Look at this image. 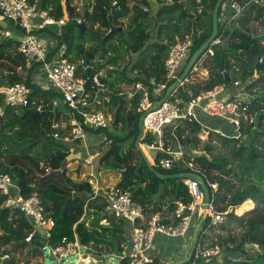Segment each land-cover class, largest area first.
<instances>
[{"label":"trees","instance_id":"obj_1","mask_svg":"<svg viewBox=\"0 0 264 264\" xmlns=\"http://www.w3.org/2000/svg\"><path fill=\"white\" fill-rule=\"evenodd\" d=\"M116 1L135 2L136 11L144 10L140 6L147 5V14L150 12L149 7L152 8L154 3L162 2V0ZM228 1L223 2L219 12L218 37L223 38V42L211 45L199 57L196 63L197 70L190 71L185 86L191 87L195 93H198L222 83L232 84L239 81L242 91L250 95V110L255 115V121L243 123L240 138L224 136L209 129V140L203 142L202 125L197 121L180 123L176 132L185 146L187 158L193 163L194 170L205 178L211 189L216 210L225 211L233 208L227 215L226 221L217 225L208 223V228L203 224L199 238L206 235L209 229H227L229 232L227 236L208 235L210 242L223 247V264H264V33L257 32L260 27L264 29V3L259 0H238L243 5L242 12L234 15V12L229 10L233 18L222 22L220 18L223 6ZM30 2L37 3L41 7L53 6L52 13L59 19L65 15L72 0H30ZM216 2L217 0H202L203 11L199 14V5L195 1L174 0L173 3L165 2L166 4L159 5L157 14H174L176 20L183 24L182 32H186L187 36L194 31L195 22L200 21L204 32L202 36H194L192 55L212 33V13ZM83 4L84 12L81 17L87 23V30L81 32L78 23L70 18L68 23L62 26L61 36H58L59 46L66 45L65 55L76 63L77 76L90 80L86 88L90 102L86 106H81V109L92 111L97 106L102 110L105 106L104 112L111 113L113 119L109 128L94 129L84 124L78 111L75 112V116L87 130L98 133L106 131V138L113 140L100 159L108 161L110 157L113 158L111 162L108 161L109 165L116 166L123 176L119 185L127 188L133 197L145 206L147 213L158 212L159 202L162 206L168 205L169 211L174 212L178 202L192 201L185 180L159 178L150 170L142 153L136 147L141 113L137 109L140 97L135 82L142 81L149 85L151 78L156 81L165 79V60L169 45L165 41L154 39L147 29L137 23L106 38L110 30L108 15L111 13L113 2L83 0ZM74 11L75 16L78 17L76 8ZM128 12V8H121V11L114 15L115 24L119 25L118 20ZM139 16L137 14V18ZM89 36L93 37L96 45L87 49ZM117 36H122L119 43L124 45L127 53H131L126 58L118 53L116 45L113 46L111 42ZM174 38V35L169 36L171 41H174ZM18 44V39L15 37L0 39V78L6 79L8 84L24 82L32 89V93L28 106L7 108L5 114L0 117V172L9 173L25 195L37 192L42 198L47 213L55 219L56 224L51 230L50 239L46 238L45 230L39 228L31 240L27 241L26 238L34 230L33 221L19 209L8 206L6 196L0 193V246L6 247L1 251L0 256L9 254V258L3 264H30L33 259H41L45 256L43 247L46 242L55 246L60 244L64 236L71 239L77 236L86 248L103 254L123 255L128 245L124 220L106 210L107 201L102 206L97 205L99 195L87 202L80 198L79 192L92 191L89 180L85 181L81 175H78L79 173L72 170L74 181L72 177L66 176V168L61 169L64 159L69 163L77 158L62 150L30 154L31 149L40 142L45 144L43 146L45 148H50L52 145L65 146L63 140L73 129L72 114L57 89L52 86H40L32 80L31 72L39 64L34 63L28 67L18 51ZM97 46L103 47L100 53L105 60L102 62H98L100 59L96 54L97 50L95 51ZM209 49L214 53L211 54ZM249 49H253L254 54L258 56L256 63L250 62L241 55L242 51ZM134 54L137 56L133 57ZM223 60L225 72L235 71V74L228 78H225L224 72L220 70ZM85 62L93 69L91 77L88 76ZM108 66L119 69L108 71ZM128 67L131 73L137 70L139 74L136 76L132 74L131 77L125 74L121 80L111 81L110 78L115 71L125 73ZM103 70H105L104 74L101 73ZM205 71H207L206 75L203 74ZM96 76L99 77L101 85L96 83ZM120 83L128 84L131 89L128 91ZM133 91L134 96L128 98V94ZM98 94L100 105L95 104L93 100ZM56 96L62 102L59 107L53 105ZM38 108H41L40 111ZM36 111H39L37 115H29ZM63 122L66 123L65 127L62 126ZM167 130L169 131L170 128L167 127ZM11 132H16L20 138L31 139L28 146L18 154L17 147L8 146L4 139V135ZM55 132L59 133L61 138L54 137ZM154 139L153 134L147 133L140 143L152 142ZM214 140L219 141L228 153L217 152L216 146L212 143ZM162 157V154H159L154 159V166L163 174L191 170L177 166L167 169L161 163ZM43 161H46L53 171L45 176L38 171ZM97 171H100V168ZM34 182H37L36 186L31 185ZM210 183H217V189H212ZM68 195L72 197L68 198ZM249 199L255 202L254 208L244 214H237L236 207ZM87 209L90 210L86 214ZM103 209L104 211L101 212ZM104 219L106 223H102ZM235 225H239L242 229L240 233L234 232ZM255 246L258 250L253 249ZM128 261V257L124 256L116 264H127ZM151 264L164 263L160 258H155Z\"/></svg>","mask_w":264,"mask_h":264},{"label":"built area","instance_id":"obj_2","mask_svg":"<svg viewBox=\"0 0 264 264\" xmlns=\"http://www.w3.org/2000/svg\"><path fill=\"white\" fill-rule=\"evenodd\" d=\"M173 1L166 0L169 4ZM193 1L199 5L198 13H202V0ZM114 2L118 3L116 0ZM224 6V11L231 10L234 15H239L243 10V5L238 0H229ZM52 12L53 6L41 7L37 3H31L30 0H0V17L11 21L23 33L18 40V51L24 57L27 66L30 67L34 63L43 65L48 84L61 93L62 100L69 106L73 118L70 140L75 142V139L83 138L86 134L84 125L75 116L76 111L81 114L84 124L94 129L109 128L113 116L103 111L81 109V106H86L90 102V96L85 87L87 79L77 76V65L65 55V44L58 48V55L55 58H50L49 43L40 32L47 26L62 27L69 21L65 17L56 18ZM74 21L79 24L84 20L82 17L75 16ZM203 32L204 29L198 20L195 22L192 34L184 39L174 41L169 38L165 39V43L169 45V52L165 60V79L156 81L151 78L149 85L142 81L135 82V88L140 97L137 109L141 114L145 113L143 137L147 133L155 136L152 142H143V148L147 151L156 150L158 155L162 154L161 163L167 169L175 166L178 168H191L187 172L198 174L199 172L194 170L193 163L188 160L185 146L176 132V128L180 123L197 121L202 125V134H209V129H211L224 136L240 138L243 123H254L255 121V115L250 110V99L245 98L244 94L241 93L242 90L239 87L241 83L239 81L232 84L222 83L211 89H204L195 93L193 89H186L187 77L164 102L152 109V106L165 95L167 88L180 76L181 70L183 71V66L191 56L194 36H202ZM12 36L11 30L0 28V38H10ZM222 42L223 38L217 37L212 45L221 44ZM209 52L214 53L212 49H209ZM193 70H197L196 65ZM138 74L137 70L133 71L134 76ZM95 81L98 85H101L98 76L95 77ZM237 87H239V91H236ZM180 88L184 89V94L179 93ZM31 93L32 89L21 81L8 84L3 90H0V117L5 114L7 108L28 106ZM128 96L132 98L134 91L129 93ZM53 105H58L57 99L53 100ZM40 109L38 108L39 111ZM199 113L222 119L228 124L230 131L222 128H210L201 121ZM167 127L170 128L169 131ZM232 128L233 133L231 132ZM53 135L60 138V134L57 132ZM67 139L69 140V138ZM112 142L111 138H105V147L111 145ZM85 161L91 164L92 158H87ZM124 170L125 168H123ZM92 177H95L94 174H92ZM184 180L188 192L192 196V201L188 203L178 202L172 214L174 221L167 222L165 221L167 218L159 211L147 213L145 206L135 199L127 188L119 184L105 188L101 184L99 185L90 180L91 192H94L96 196L103 193L107 197L106 210L117 218L130 222L132 233L130 242L128 241L127 245H130V251H125L123 255L118 256H114L112 253L104 254L102 257L96 256L87 253L86 246L82 244L77 236L73 239L64 236L60 244L55 246L46 242L43 249L50 252L54 260L53 264H112L110 261L112 258L116 257L117 261H120L124 256L129 259L127 264H151L154 260L151 253L155 249L156 235L186 237L189 233L193 235V228L195 227L198 231V239L192 246V254L183 264H200V262L211 264L212 260H217L219 264H223V247L217 243L207 245L199 236L204 221L208 219L209 225L220 224L226 221L227 215L233 208H228L225 211L216 210L213 203V193L211 192V202L208 209H205L204 192L199 182L195 179ZM210 185L212 189H217V183H210ZM0 193L6 196L8 206L19 209L33 221L34 230L26 238L27 241L31 240L39 228L44 229L46 238L50 239L51 230L56 222L47 213L42 198L37 192L25 195L22 193L19 184L9 173L0 172ZM204 212H206V216L200 224L199 220L202 219ZM106 222V219L102 221V223ZM198 223L199 225H197ZM0 258L1 264H3L9 258V254H4ZM42 259H40V264H46L42 262Z\"/></svg>","mask_w":264,"mask_h":264},{"label":"crops","instance_id":"obj_3","mask_svg":"<svg viewBox=\"0 0 264 264\" xmlns=\"http://www.w3.org/2000/svg\"><path fill=\"white\" fill-rule=\"evenodd\" d=\"M154 1H156V0H154ZM159 5L161 6L160 3H158V4L154 3L152 5L153 6L152 8L149 7L150 12L153 10L155 15H156V16L153 15L154 19H155L153 28H152L151 23H149V24H147L145 26L142 25V27L147 29L150 32V34L152 36H154V39H156V40L164 41L165 39L169 38L170 35H174L175 36V38H174L175 40L176 39H182L185 36H187L186 32H182V31H184L183 30L184 29L183 28V24L179 23L176 20L177 18L175 17L174 14H170V13L169 14H163V15L157 14V9H158ZM71 7L73 9L76 8V6H73V5ZM140 7L143 8L144 10H147V12H148L147 5H144V6L141 5ZM223 8H225V6H223ZM144 10H142V11H144ZM76 11H77V8H76ZM150 12H149V14H150ZM143 14H147V13H143ZM63 17L68 18V20H69L68 10H67V12L65 13V15ZM231 18H233V16L230 13V11L229 10H225L224 11V9H223L220 21H222V22H224L226 20L228 21ZM168 21H169V23H167ZM0 23H1L0 28L9 29V30L12 31V35L13 36L11 38L15 37V38H17L19 40V37L23 33L18 27H16L11 21H9L8 19H5L4 17H0ZM40 34L49 43V47H50V50H51L50 58H55V56L58 55V48H60V46H59V37L62 34V27H60V26H47L44 30H42L40 32ZM136 56L137 55L135 54L134 57H136ZM34 69L39 70V75L43 78V80L45 82V85H43V82H42V86L43 87H49L50 85L48 84L47 78L45 76L46 71H45L43 65L39 64V65L35 66L33 68V70ZM107 69H108V71H110L112 69L113 70L114 69H119V67L108 66ZM206 72L207 71H205V75L207 74ZM132 74H133V71H132V73L130 71V73L126 74V75L128 77H131ZM121 84H122L121 86L124 87L125 89H127L128 91L131 89V86H128V84H126V83H121ZM7 85H8V81L6 79L0 78V90H3ZM236 91H239V87H237ZM56 98H57V96H56ZM128 98H130V97L128 96ZM57 101H58V107L61 106L62 102H61L60 98L59 99L57 98ZM95 104H97V105L101 104V100L99 99V94L96 96ZM98 108L99 107L96 106V108H94V110L97 109V111H103V112L105 110V106H104V108L102 110H100ZM65 112H67V111H65ZM112 119H113V117H112ZM65 125H66V123L63 122L62 126L65 127ZM85 133H86L85 136L83 138H81L82 141H81L80 144L72 142L70 140L71 134L68 137H65L63 142L68 144L69 147H71L73 149V151H72V153H70V155L71 156H75L77 158V160L73 161L76 164V168L74 170L77 172L78 166L80 164L82 165L78 175H81L82 178L84 177V175H85L84 174V165L85 164L88 165V166L94 165V167H91V170L88 171V173H87L88 175L87 176L89 178H91L92 174H94L95 177H92V178H95L97 180V184H99V185L101 184L102 185L101 181H104V180L103 179H98L96 174L99 173L102 170V166L99 163V161L102 163V161L100 160V157L104 155V151L108 147V146L105 147V144H104V139L106 138V135L102 138V137H100V133L89 131V130H87V128H85ZM60 138H61V136H60ZM67 138H69V140ZM87 158H92V163L91 164L86 163L85 160ZM78 159L83 160V162L80 161V163H78ZM109 159L110 160H108V161H110V162L113 160L112 157H110ZM150 159L153 162L152 158H150ZM108 161L107 160H103L104 163H108ZM69 163L67 165L71 166V162H69ZM96 163H97V165H95ZM98 168H100V171H97ZM122 179H123L122 172H120V180L116 184H119ZM84 180L86 181V179H84ZM116 184L111 183L109 185L107 184L106 186L104 185V187L108 188V187H110L112 185H116ZM161 213H162V215L165 218L169 219L170 221H174V218L172 216L173 212L169 211L168 205H163L162 206ZM124 230H125L126 237H127L128 241L130 242V236H131V233H132V228H131L130 222H128L126 220H124ZM178 238L179 237H171V236H165V235H156L155 242H154L155 249L151 253L153 259L160 258L161 262H163L164 264H169V263H172V262H174V261H176L178 259H181L184 256L186 250L188 249V247H189V245H190V243L192 241L193 235L191 233L187 234V236H186V239H185L186 242L184 244V248L182 247L183 241H181V243L176 248L174 247V251L176 253H173V256L171 258H166L168 256H171V254L169 252L163 253L164 251H166L168 249H172L173 250V246H169L167 242H169L170 240H176ZM181 248H182V250L179 252L178 250L181 249ZM125 251H127V252L130 251V245L127 246ZM112 254H114V253H112Z\"/></svg>","mask_w":264,"mask_h":264},{"label":"rangeland","instance_id":"obj_4","mask_svg":"<svg viewBox=\"0 0 264 264\" xmlns=\"http://www.w3.org/2000/svg\"><path fill=\"white\" fill-rule=\"evenodd\" d=\"M111 1L113 2V4L116 3V2H114L115 0H111ZM165 2H166V0H162V2L160 4L161 5H163V3L166 4ZM71 4L73 6H76L77 13H78L79 17H81L82 13L84 12L83 0H72L70 5ZM117 4H118L119 9L128 8V10H129V12H128V14L126 16H123V17H121L118 20V24L119 25H117V26H122L123 27L122 30L126 29L130 25H132V24L134 25L136 23L140 24L141 26L142 25L145 26V25L151 23L152 28H153L154 21H155L154 16H156L153 10L150 12V14L149 13L148 14H143L142 10L136 11V8H135L136 3L135 2L128 1V2H122V3H117ZM137 14L140 15L139 18H137ZM136 20H137V22H136ZM167 23H169V21ZM98 25H100V24L98 23ZM98 25H96V27ZM252 25H255V24H252ZM258 31H259V34L264 33V29L262 27H260L257 30V32ZM115 33H117V32H115ZM121 38H122V36H117L114 39H112L111 42H113V46H114V44L116 45L118 53H120L124 58H126L127 55L131 54V53H127L126 48L124 47V45L122 43H119L121 41ZM94 45H96L95 40L93 39L92 36H89L88 39H87V44H86L87 49L94 47ZM101 47L102 46H100V48H99V46H97V48L95 49V51L97 50L96 54L99 56L98 58L100 59V60H98V62H102V61L105 60V59H103V54H102V57H101V53L100 52L103 51V47L102 48ZM112 52H114V51L112 50ZM134 56H135V54L133 55V57ZM131 58H132V56H131ZM124 61H126V60H124ZM104 73H105V70L102 71V74H104ZM129 73H130V67L127 68L125 73L123 71H115V73L111 76L110 79H111V81H118V80H121V77H124L125 74H129ZM203 74H205V73L203 72ZM31 78L38 85L42 86V82H43V85H45V82H44L43 78L39 75V70H36V69L32 70ZM186 89H192V88L189 87V86H186ZM179 93L184 94V89L180 88L179 89ZM241 93L244 94L243 96L245 98H250V95L247 92L241 91ZM96 96H94L95 97L94 98L95 102H96ZM95 111H97V110H95ZM199 117H200L201 121L204 124L208 125L210 128H220V129L222 128L223 130L230 131V128H229L228 124H226L225 121H223V120H221V119H219L217 117L216 118H212V117H209V116L204 115L202 113H199ZM231 132L233 133V128H232ZM105 135H106V131L100 132V137L103 138ZM208 136H209V134H206V133L202 134L201 138H202L203 142H206V141L209 140ZM4 139H5V142H6V144L8 146L17 147V151H16L17 154L20 153V151L23 148H25L26 146H28V144L31 142V139L29 137L20 138V137H18L16 132H11V133L5 134L4 135ZM212 143L216 146L217 152L221 151V153H225V154L228 153V150H225V148L221 145V143L219 141L214 140V141H212ZM44 145L45 144H42V142H40V144H38L37 146H35V147H33L31 149V151H30L31 153L30 154L33 155L35 152H43V153H47V152H50V151L54 152L56 150H62V151L67 152V153H72V151H73V149L71 147H69L68 144H65V146H62V147L56 146V145H52L50 148H45V147H43ZM144 151H145L146 155L150 158V156L148 154V151L145 150V149H144ZM100 160L102 161V163L99 161L100 165L102 166V170L99 173H97L96 176L98 177V179H103L104 180V181H101L103 187H104V185L106 186L107 184L109 185L111 183H113V184L118 183L119 180H120V171H118V168H116V166H113V164L109 165L110 162L104 163L102 159H100ZM80 161L83 162V160L78 159V163H80ZM95 165H97V163ZM67 166L64 167L67 170L66 176L72 177V179L75 181V178L73 177L74 175L72 173V170H74L76 168V164L74 162H71V166H68V168H67ZM91 167H94V165H92V166H88L86 164L84 165V174L85 175H84L83 179H86V181L89 180V182H90V180H93L94 183H97V180L95 178H89L87 176L88 175L87 173H88L89 170H91ZM38 171H39V174H41L43 176L53 172L52 168L50 166H48L46 161L41 162V164L39 165ZM31 185L32 186H36L37 182H34ZM250 200H251V202H253V208H254V205H256V204H255V202L252 199H249L248 201H250ZM106 201H107V197L104 196V194L102 193L101 195H99V199H98L97 205L102 206L103 203H106ZM107 204H108V201H107ZM238 207H236V212H237V208ZM239 209L241 210V207H239ZM103 211H104V209L101 210V212H103ZM244 212L243 211H242V213L237 212V214H244ZM109 213H110V211H109ZM90 220L91 219L89 218V221ZM208 223H209L208 219L206 221H204V227L208 228L209 227ZM233 228H234V232H236V233H240L242 231V229L239 227V225H235ZM228 233L229 232H228L227 229H225V230L216 229V228H214L213 230L209 229V230H207L206 235H202L201 239L203 240V242L205 244L208 243L209 245H212L213 243L210 242L209 239H208V235L209 234H211V235L222 234V236H227ZM185 239H186V237H179L176 240H170L169 242H167L169 246H173V250L172 249H168V250L163 252V253L169 252L171 254V256H168L166 258H171L173 256V253H176L174 251V247L176 248L181 243V241H183L182 247L184 248V244L186 242ZM4 248H6V247L5 246H0V250L1 251ZM253 249L258 250V247L255 246V247H253ZM181 250H182V248L179 249L178 251L180 252ZM114 256H118V254L114 253ZM110 261H111L112 264H116L117 263V258L114 257ZM42 262H44L46 264H53L54 263V260H53V258H52V256H51L49 251H45V256L43 257ZM107 262H108V260H107ZM40 263H41V261H40L39 258L38 259H33V260L30 261V264H40ZM200 264H210V263L200 262ZM211 264H219V262L217 260H212Z\"/></svg>","mask_w":264,"mask_h":264},{"label":"water","instance_id":"obj_5","mask_svg":"<svg viewBox=\"0 0 264 264\" xmlns=\"http://www.w3.org/2000/svg\"><path fill=\"white\" fill-rule=\"evenodd\" d=\"M226 0H217L214 10H213V29H212V33L209 36V38L199 47L197 48L194 53L190 56V58L188 59L186 65L183 68L182 73L180 74V76L167 88L165 95L157 101V103H155L152 106V109H155L156 107H158L159 104H161L162 102H164L180 85L181 83L187 79L190 71L195 67L197 60L199 59V57L204 54L206 52V50L213 44V42L216 40L217 36H218V31H219V12H220V8L223 4V2H225ZM264 3V0H263ZM68 14L70 16L71 19H75V11L74 9L71 7L70 4H68ZM121 11V9L118 8V4H112L111 5V13L108 15L109 17V22H110V30L107 33V36H110L112 34H114L117 31H121L122 30V26H117L114 22V15ZM142 13H147V10L142 11ZM78 28L81 30V32H84L85 30H87V23L84 20L82 23H79ZM1 39V38H0ZM241 55L246 58L247 60H249L252 63H256L258 60V56H256L254 54V50L253 49H249L247 51H242ZM84 65L86 67H88L87 62L84 63ZM220 70H222L225 74V78H228L230 75H234L235 71H231V72H225L224 70V60L220 66ZM92 71L93 69L88 67V76L91 77L92 75ZM45 76L47 77V74H45ZM90 84V80L89 78L86 81L85 87L87 88L88 85ZM39 113V111L33 112V113H29V115L31 116H35ZM145 113H142L140 115L139 118V123H138V127H139V135L138 138L136 140V147L138 148V150H140V152L142 153V156L144 157V159L147 162L148 167L150 168L151 171H153L159 178L162 179H167V178H181V179H195L199 182L203 192H204V208L208 209V206L211 202V191L208 187V184L205 180V178L198 173H193V172H180V173H175V174H163L161 172H159L158 170H156L155 166H154V159L157 158V151L156 150H150L148 151V154L150 156V158H152L153 162L151 161V159L146 155L143 146L141 145L140 141L143 138L144 135V127H143V118H144ZM82 139L81 138H77L75 139V143H81ZM68 164V160L64 159L62 162V167L61 169L63 170L64 167H66ZM81 164L78 166L77 168V172H80L81 169ZM78 196L80 198H82L83 200H85L86 202L90 199H93L96 197V194L94 192H89V191H82L78 193ZM72 195H68V198H71ZM248 203V202H247ZM162 209V204L161 202H159V212H161ZM253 208H248L247 210H245L244 213L249 212L250 210H252ZM90 209L86 210V214L88 213ZM85 214V215H86ZM206 216V212L203 213L202 219L199 222L200 224H202L203 219ZM199 223L197 225H199ZM193 238L191 241V244L189 245L188 249L186 250L184 256L181 259H178L172 263L169 264H183L192 254V246L193 244L196 242V240L198 239V231L197 228H193ZM87 253L96 255V256H103L104 254L102 252L96 251L94 249L91 248H87ZM0 254H1V250H0Z\"/></svg>","mask_w":264,"mask_h":264},{"label":"bare ground","instance_id":"obj_6","mask_svg":"<svg viewBox=\"0 0 264 264\" xmlns=\"http://www.w3.org/2000/svg\"><path fill=\"white\" fill-rule=\"evenodd\" d=\"M248 202V203H247ZM244 204V205H243ZM241 206H239V207H241V210L239 209V207L237 208V212H240V213H242V211L244 212L245 210H247L248 208H251V207H253V202H250V201H246V203L244 202ZM240 211H239V210Z\"/></svg>","mask_w":264,"mask_h":264},{"label":"clouds","instance_id":"obj_7","mask_svg":"<svg viewBox=\"0 0 264 264\" xmlns=\"http://www.w3.org/2000/svg\"><path fill=\"white\" fill-rule=\"evenodd\" d=\"M261 2H263V1H261ZM69 19H70V16H69ZM218 37V36H217ZM142 145V144H141ZM1 255V254H0Z\"/></svg>","mask_w":264,"mask_h":264}]
</instances>
